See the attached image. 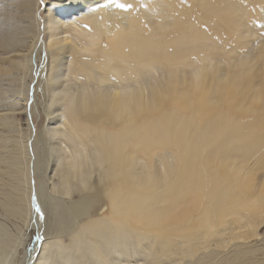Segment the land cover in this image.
I'll return each mask as SVG.
<instances>
[{"label": "bare ground", "instance_id": "1", "mask_svg": "<svg viewBox=\"0 0 264 264\" xmlns=\"http://www.w3.org/2000/svg\"><path fill=\"white\" fill-rule=\"evenodd\" d=\"M119 2L0 0V264H264V0Z\"/></svg>", "mask_w": 264, "mask_h": 264}, {"label": "snow or ice", "instance_id": "2", "mask_svg": "<svg viewBox=\"0 0 264 264\" xmlns=\"http://www.w3.org/2000/svg\"><path fill=\"white\" fill-rule=\"evenodd\" d=\"M98 3H102V0H97ZM40 3L43 4L44 0H40ZM110 4L115 5L117 9L131 11L133 9V5L130 3H123L119 2V0H109ZM104 7H108V4H103ZM98 9L96 7H93L90 9V11L95 12ZM73 24L78 23V21L73 20ZM84 28H86L88 31H91V27L88 24L83 25ZM46 56V53H45ZM209 70L201 67L200 69L196 70L193 69L191 71L190 77H186L184 80V85L188 89L187 94H204L206 92V80H205V74ZM37 75L39 73L37 72ZM215 84V81L213 82ZM221 85H227L229 83L228 77H224L220 81ZM148 86L145 85L142 88L138 87L137 91H139V94L141 98H143L145 92L147 91ZM71 96V94L69 93ZM136 95V91L133 90L132 87L124 88L122 91H117L113 93L110 97H100V101L104 103L105 101H110L108 106L110 107V110L112 111L113 115L118 118L122 119L125 117H130L134 111H136L141 105L139 104H133L131 102L125 103L123 101L130 100V98L134 97ZM31 103V101L29 102ZM69 111L71 112L72 116L75 117L77 115V108L75 105L74 100L69 105ZM67 119V117H66ZM96 155H99V153H96ZM166 174V173H165ZM35 181H33L34 185ZM33 205L35 212L38 214V218L40 221L45 220V214L43 212L42 207L38 203V198L33 197ZM45 237L42 232L35 235L34 240L37 244L42 246L43 241Z\"/></svg>", "mask_w": 264, "mask_h": 264}, {"label": "rangeland", "instance_id": "3", "mask_svg": "<svg viewBox=\"0 0 264 264\" xmlns=\"http://www.w3.org/2000/svg\"><path fill=\"white\" fill-rule=\"evenodd\" d=\"M7 1H10V0H7ZM12 1H15V0H12ZM10 4H12V3H10ZM13 7L15 9V2H13ZM41 9L44 10L45 9V6L42 5V8ZM1 52H2V50L0 48V53ZM256 75L258 76V74H256ZM6 79L7 80H5V81L2 82L4 89H7L8 88L10 77L9 78L6 77ZM230 90H231V92H233L232 89H230ZM30 93H32L33 97L35 96L34 89H30ZM237 96L239 98H244V96H242V95H237ZM251 105L254 107L253 110H249V111L241 110V111H239L240 114H248V116H250V117H246V121L243 124V126L246 127V128H250V127L256 128L257 129V133L264 135V104L263 103H256V104H251ZM190 106H191V104L189 103V107ZM7 107H8V100H5L3 102H0V114L2 113V110L5 109V108H7ZM226 110L227 111H230V112H234L236 110V108H228ZM29 115H30V113H29ZM19 117L21 119L22 127H26V125H25V115L24 114L23 115H19ZM31 117H32V115H31ZM33 119H34V122L36 124V134H38L37 131H39L38 127L40 125V122H39L38 116H37V114L35 112L33 113ZM0 129H1V126H0ZM36 137H37V135H36ZM8 223L12 227H14L12 221H8ZM30 231H32V230H30ZM32 234H30V237L28 239L30 245L32 243V240H31L32 239V236H33ZM30 245L28 244V248L30 247ZM22 252H23V250L21 249L20 252H19L20 256L22 255ZM133 263L136 264V262H133Z\"/></svg>", "mask_w": 264, "mask_h": 264}]
</instances>
